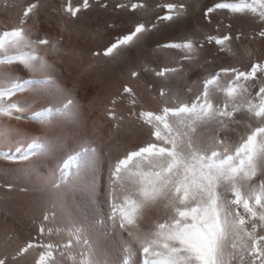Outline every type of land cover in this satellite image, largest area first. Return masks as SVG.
<instances>
[{
	"label": "snow or ice",
	"instance_id": "obj_1",
	"mask_svg": "<svg viewBox=\"0 0 264 264\" xmlns=\"http://www.w3.org/2000/svg\"><path fill=\"white\" fill-rule=\"evenodd\" d=\"M41 7L33 0L0 26V162L10 166L0 187L27 193L18 182L35 180L49 195L35 236L4 229L0 264H111L106 243L118 264H264V53L252 47L264 46V0H63L47 30ZM94 10L112 15L90 46L67 49ZM238 46L247 63L220 62L239 60ZM67 55L80 67L72 79ZM116 72L128 80L104 106L105 138L84 117L95 98L86 106L79 92ZM141 80L156 109L140 103L131 81ZM130 127L147 138L116 139ZM100 194L109 212L92 223ZM151 209L162 217L146 223Z\"/></svg>",
	"mask_w": 264,
	"mask_h": 264
},
{
	"label": "bare ground",
	"instance_id": "obj_2",
	"mask_svg": "<svg viewBox=\"0 0 264 264\" xmlns=\"http://www.w3.org/2000/svg\"><path fill=\"white\" fill-rule=\"evenodd\" d=\"M10 7L5 11L3 6L0 5V26L4 24H10L14 22L18 14L22 11L23 7L28 3L33 2V0H7ZM63 0H40L42 5L40 9V20L41 27L44 30L49 28V25L55 24V17L51 11L52 7L58 6ZM191 2V0H189ZM212 0H199V4L202 6L204 4H210ZM111 13H103L99 10H94L90 14V19L87 21L91 28L87 27L84 32L79 29L72 28L71 40L66 39L65 47L67 49L75 48L80 51L93 42L92 39V29L100 27L104 19L109 18ZM200 13L197 10L192 18V23L199 18ZM243 21H237L236 27H241ZM180 35L177 31H169L167 36L169 38ZM67 37V33H66ZM97 43L101 42L99 39L96 40ZM254 48H259L262 53H264V46L257 43L253 45ZM151 46H149V51ZM238 53L240 56L239 60H233L231 57H225L222 61L225 65L235 64L240 66L243 63H247L243 56V46H238ZM162 56H172V53L160 54ZM64 62V76L67 79L74 78L80 71L78 61L71 55L63 57ZM195 77H193L194 79ZM128 80L126 72H116L109 76H105L102 82H96L92 77L87 78L86 84L90 87V91L82 89L79 92V96L83 98L87 94V99H83L82 102L87 106L89 101L94 98L93 107H86L84 112V117L87 120L89 126L95 121L97 127L100 129L102 135L106 138L111 130V122L103 117L104 106L108 102V98L111 94H114L121 86V83ZM135 90L140 97V103L146 108L156 109L158 107V102L153 99L154 93H149L145 90V82L141 81H131ZM127 100L124 103L118 105V109L121 111H126ZM91 137V133H89ZM147 137L143 131L136 127L127 128L126 131L119 134L116 139L122 140L126 143L132 144L137 141L145 140ZM64 159H67L65 156ZM63 160L56 159L50 163H45L41 166L40 176L42 178H47L52 175L54 170H58V167L62 165ZM10 167L4 162H0V184L4 182L8 177L4 176V171L6 168ZM58 174V171H57ZM104 181L107 180V170H106V160L104 161V171H103ZM21 187L27 186L29 191L27 193H22L18 189L7 192L2 187H0V242H2L4 236V229L7 227L13 229L15 234H17L21 240L27 239L29 234L35 236V226L32 223L33 218L38 215L36 211L39 205H42L48 199V193H41L39 189V181L33 182H18ZM95 212L96 216L90 218V222L99 223V221L104 220L105 216L109 212L108 204L105 202V196L100 194L99 199L95 202ZM162 217V212L159 209H151L146 213V223H150L156 219ZM107 230L111 234V224L110 221H106ZM104 259L110 261L111 264H118V258L122 255L111 243H106L103 247ZM135 259V258H134Z\"/></svg>",
	"mask_w": 264,
	"mask_h": 264
}]
</instances>
